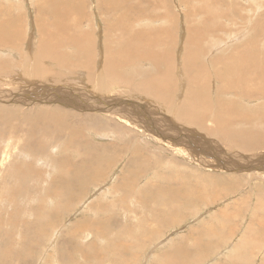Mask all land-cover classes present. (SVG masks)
<instances>
[{"label": "rangeland", "instance_id": "obj_1", "mask_svg": "<svg viewBox=\"0 0 264 264\" xmlns=\"http://www.w3.org/2000/svg\"><path fill=\"white\" fill-rule=\"evenodd\" d=\"M63 1L73 8L76 2L77 5L82 2L56 0L55 3L60 5ZM52 2L0 0V157L5 149L11 152L9 143L15 148L6 163L7 173L11 175L3 182L4 188L0 184V264H167V258L161 254H169L179 245L192 248L199 241L198 247L206 253L202 251L203 261L199 259L198 264L228 263L234 261L232 255L237 252L241 260L247 258L245 264H264V87L247 90L243 80L236 86L246 90L245 93L235 86L222 85L227 75L217 73L224 66L217 59L231 54L234 57L242 54L249 59L251 63L244 65V73L254 70L253 63L264 66V0H128V11L118 7L111 12L100 10L97 0H85L83 4H86H80V9H74L69 18L76 28L67 34L74 35L75 40L62 33L54 58H39L37 19L46 15L38 13ZM205 4L206 11L202 8ZM9 15L17 18L15 24L5 21ZM108 20L119 23L126 20L132 30L140 29L150 38L149 45L142 47L145 40L139 34L129 38L121 32L107 31L114 29L105 23ZM127 48L136 53L126 52ZM190 57L201 63L195 76L197 86L204 90L195 92L194 98L198 96L204 102L193 111L196 113L192 119H178L189 87L186 74ZM155 62H160L158 67ZM109 68L113 69L112 73ZM148 77L154 79V85L145 84ZM157 85L167 90L169 100L159 101L150 93ZM53 111L62 114L60 120L50 115ZM120 113L132 125L136 122L133 129L118 120ZM120 130L124 131L122 135L117 132ZM67 131L72 135L64 137ZM68 137L90 141L91 149L85 150L88 154L80 145L63 144ZM240 141L247 144L243 146ZM133 142L144 152L146 171L130 186L135 193L131 189L127 192L124 188L112 189L120 180L125 159L131 154L130 149L121 146L129 144L132 148ZM33 145L34 149L38 145L42 147L36 152L41 155L36 162L34 153L27 149ZM96 145L97 150L93 147ZM104 145L109 146L110 155L112 147H121L113 154L111 160L115 156L116 160L104 173L105 179L97 186L80 191V195L86 192L77 204L74 196L78 192L69 195L73 204L64 211V218L61 215L46 233L31 232L33 224L37 226L46 218L42 213L33 212L34 209L44 207L51 214L61 204L58 196L51 197L47 189L54 187L56 179L64 174L66 179L77 161L65 165L60 161L99 156ZM19 170L28 171L26 177L18 176ZM33 171L37 173L33 175ZM164 187L179 198L193 197L194 203L159 206L153 200L154 193ZM143 192H149L152 199L145 198L139 204L137 196ZM133 194L138 203H130ZM93 202L109 209L92 213L88 206ZM168 211L172 213L167 214ZM159 215L165 216L166 223L160 222L163 219ZM105 216L112 218L108 232L101 235L89 227L76 238L77 245L85 247L84 253L92 243L98 247L94 250L100 251L97 253L100 256L86 257L77 249L79 252L73 253L70 262L59 255L58 251L70 249L67 242L73 238L74 221ZM216 234H221V238ZM24 236L32 237L34 245L30 246V239ZM209 239L221 244L213 245ZM25 245L29 246V254L23 251ZM125 251L128 257L124 260L125 255L121 254ZM18 255H28V261H20Z\"/></svg>", "mask_w": 264, "mask_h": 264}, {"label": "bare ground", "instance_id": "obj_2", "mask_svg": "<svg viewBox=\"0 0 264 264\" xmlns=\"http://www.w3.org/2000/svg\"><path fill=\"white\" fill-rule=\"evenodd\" d=\"M51 1V0H50ZM56 0H53V4H51L50 6L44 8L42 7V9H45V10H41L40 9V12L38 13V15L40 14H45L46 16H40L38 19H37V24H38V28L40 29V33H39V42L37 43V47L39 49V55L38 57L39 58H54V49L57 48V46L59 45L58 43L60 42V40L63 38V35L61 37V34H67L68 33V30H75L76 26L74 24H71L69 22V18H70V15L72 14L73 10H79L80 9V4L81 5H84L86 3L83 4V2H85V0H82L81 3H79L77 5V2L74 4V8L72 7L71 4H64V1L63 3H61L60 5H58L57 3H55ZM59 1V0H57ZM62 2V1H61ZM207 3V1H205ZM66 3V2H65ZM130 3H128V0H97V7L101 10V9H104L106 12H111V11H115L116 8L118 7H122L124 8L125 11H128V5ZM158 4V3H157ZM209 4V3H208ZM206 5V4H205ZM52 6V7H51ZM159 8V7H158ZM202 8H205V11L208 10L207 8V5L206 6H202ZM151 10V9H150ZM158 10V9H157ZM202 10V9H201ZM140 11V10H139ZM168 12V11H167ZM164 13V12H163ZM187 13V12H186ZM10 14V12H9ZM102 15V14H101ZM140 15H143V14H140ZM165 15V13H164ZM236 15V14H235ZM167 16H169V14H167ZM145 17V16H144ZM147 17V16H146ZM175 17V16H174ZM172 16V18H174ZM211 17V16H210ZM215 17V16H214ZM137 18V17H136ZM139 18V17H138ZM164 18V17H163ZM167 19V18H165ZM17 18H12L10 15L8 16V20H5L6 22L10 24H15ZM19 20V19H18ZM107 21V19H104ZM127 21H130L129 18H126ZM125 21H123L122 23L117 20H115V22H110V20H108L109 22H106L109 27L111 26H114V29L113 30H107L109 32H112V33H119L121 32L122 34H124L125 36L127 37H132V35L134 34V37H137V35L139 34V37L141 39H144V43L142 45L143 46H148L149 45V39L148 37L145 36V34L140 31V29H138V31H134L131 29L130 25ZM133 20V19H132ZM167 21V20H166ZM232 22V21H231ZM234 23V22H233ZM1 24V22H0ZM235 24V23H234ZM46 25V26H44ZM105 27V26H104ZM108 28V27H107ZM106 31V30H105ZM70 32V31H69ZM72 32V31H71ZM74 34V32H72ZM107 33V32H106ZM68 38H70L71 41H74V35H68ZM0 38H1V32H0ZM194 39V38H193ZM200 39V38H199ZM138 40V38H137ZM113 41V40H112ZM118 42V41H116ZM152 45V44H151ZM62 46V45H61ZM60 46V47H61ZM62 48V47H61ZM57 50V49H56ZM59 51V50H58ZM132 52L133 53H136L134 50L130 49V48H127V51L126 52ZM58 53V52H57ZM60 53V52H59ZM58 53V54H59ZM194 56V55H193ZM219 63H224V66L220 67V68H223V70L221 71H217L218 74L220 75H227L226 78L222 79V85L224 86H235L236 88H239L236 86L237 83L241 82L244 80V83H245V86H246V89H254V90H257L259 87L258 86H263L264 87V74L263 72L261 73V71H264V66H263V63H253L254 65H256V67H253L254 70H249L247 71L246 73L243 72L244 70V65L248 62V63H251L249 61L248 58H244V56L242 54H238L236 57L233 56V54H231L230 56H228V58L226 57L225 59H217ZM111 61L113 62H118L117 60L115 59H112ZM216 61V59L212 62L214 63ZM256 62V61H254ZM156 65V67L159 66L160 62H155L154 63ZM216 63L214 65V67H216ZM200 67H201V63L199 62V60L197 58H192L190 57L189 58V64H188V67H187V73L186 74V78H187V75H188V84H189V87L187 88V91L184 95V98H183V101L181 103V112L180 114L178 115V119L180 118H183V119H192L193 118V115L196 113V112H193V111H197V108H201V106L203 105V100L202 98L200 97H196L194 98V93L195 92H198V94L203 91L204 89L200 88L197 86V81H196V76H195V72L199 71L200 70ZM158 71V70H157ZM109 72L112 73L113 72V69L109 68ZM159 72V71H158ZM46 76V75H45ZM39 78H42L43 76H38ZM51 77V76H50ZM66 77V76H64ZM63 77V78H64ZM53 78V77H52ZM57 78H62V77H57ZM176 78V77H175ZM215 78V77H214ZM258 80H257V79ZM50 79V78H49ZM55 80V79H54ZM53 80V81H54ZM31 82V81H30ZM50 82V81H49ZM47 82V83H49ZM128 82V81H127ZM57 83V82H56ZM68 83V82H67ZM27 84V83H26ZM69 84V83H68ZM114 84L115 85H118L115 81H114ZM145 84L147 86H151V85H154V79L151 78V77H148V79L145 81ZM5 85V84H4ZM28 85V84H27ZM49 85V84H48ZM59 85V84H58ZM126 85V83L124 84ZM47 86V85H46ZM50 86V85H49ZM67 86V85H66ZM255 86V87H254ZM76 87V86H75ZM90 87V86H89ZM35 88V87H34ZM9 89V88H8ZM82 89V88H81ZM240 91H243L245 93H247L246 90H243L241 88H239ZM32 90V89H31ZM41 90V89H40ZM74 90V89H73ZM113 90V89H112ZM34 91V90H33ZM44 91V90H43ZM72 91V90H71ZM3 92V91H2ZM95 92V91H93ZM39 93V92H38ZM41 93V92H40ZM45 93V92H44ZM59 93V91H58ZM82 93V92H81ZM97 93V92H96ZM152 93L155 97H158L159 98V101H167L169 99L166 98V95H167V90L164 89L163 90V86L162 85H157L156 86V90L150 92ZM1 94V93H0ZM6 95V94H5ZM37 95V94H36ZM105 95V94H103ZM102 95V96H103ZM141 96V95H140ZM242 96V95H241ZM22 97V96H21ZM87 97V95H86ZM104 97V96H103ZM118 97V96H117ZM135 97V96H134ZM244 98H247L246 95L243 96ZM89 99V98H88ZM110 99V98H108ZM127 99V98H126ZM60 100V99H59ZM117 100V99H116ZM125 100V98H124ZM93 102V101H92ZM103 102V100H102ZM107 102V101H106ZM68 103V102H67ZM94 103V102H93ZM98 103V102H97ZM107 104V103H106ZM90 105V104H89ZM102 105V103H101ZM119 105V104H118ZM122 105H125V104H122ZM121 105V106H122ZM142 105V104H141ZM93 106V105H92ZM120 106V105H119ZM78 107V105H77ZM114 108H116L114 105H113ZM107 108V107H105ZM110 108V107H109ZM108 108V109H109ZM107 109V110H108ZM86 110V109H85ZM123 110V108L121 109ZM125 110V109H124ZM128 110V109H127ZM110 111V110H109ZM126 111V110H125ZM124 111V112H125ZM136 111V110H135ZM138 111V110H137ZM123 112V113H124ZM134 112V110H133ZM141 112V111H140ZM143 112V111H142ZM119 113V112H118ZM122 113V112H121ZM120 113L119 116V119L120 122H122L123 124H126V125H129L130 128L131 127H135V123H131V121H129L128 119L126 118H121L122 114ZM126 113H128L126 111ZM50 115L55 118V119H58L60 120L61 117H62V114L58 111H53L50 113ZM127 114H124V116H126ZM132 115V114H131ZM129 116V115H128ZM135 116V115H133ZM133 118V117H132ZM136 118V116H135ZM144 119V117H143ZM125 121V122H124ZM133 121V120H132ZM135 121V120H134ZM133 121V122H134ZM138 121V120H137ZM137 124H139L137 122ZM142 125V124H141ZM95 127H98V129L101 127L99 125H94ZM140 126V124L138 125ZM136 125V127H138ZM150 126V125H149ZM142 128V127H141ZM133 129V128H131ZM139 129V128H137ZM142 130V129H141ZM159 130V129H158ZM100 132V131H99ZM111 132V131H110ZM119 135H122L124 133V131H117ZM113 133V131H112ZM153 134V133H152ZM157 134V133H156ZM72 135V132L71 131H67V133L65 135H63L64 137L66 136H70ZM244 135V134H243ZM160 136V135H159ZM171 136V135H170ZM169 137V136H167ZM245 137V136H244ZM163 138V137H162ZM156 139V138H155ZM166 139V138H165ZM174 139V138H173ZM163 140V139H162ZM169 142V141H168ZM64 143H67L68 146H71V147H74V146H77V145H80L83 147V152L85 150H89L91 149L92 146L91 145V142L88 141V140H84V139H78V138H75V137H68L67 138V141H63V144ZM166 143V142H165ZM184 143V142H183ZM211 144V143H210ZM239 144H242L243 146H245L247 144V141H240ZM177 146V145H176ZM197 146V145H196ZM96 150H97V147H99L98 145L96 146H93ZM123 147L124 149H130L131 150V154L128 156V158L125 159V157H122L125 159V162L123 163V171H122V175L120 177V180L118 182L115 183V186L112 187V189H116V188H124L125 191L127 192L130 188V186L132 187L134 183H136V181L138 180L141 172L143 171H146V166H145V162H144V159L145 158V155H144V152L141 151L140 149L136 148L135 147V143L133 142L132 144V148H130L129 144L127 145H123L121 146ZM120 148H116V147H112V155L109 154V151L107 152L109 146L108 145H104L102 146V154H100L99 156H96V155H88L86 158L84 159H77V160H69V159H62L60 161V164L61 165H65L66 163H69V162H74V161H77L76 162V166H74L72 168V171L71 173L69 174V176L65 179V174L63 175V177H60L58 179H56L55 181V184H54V187H51L49 186L47 191L50 193L51 197L53 195H57L58 198H59V203H61L58 207H55V209H53L52 213L50 214V211L47 209V210H44V207H39L38 209H34L33 212H36V213H42L46 218L40 222V224H38L36 226V224L32 225V228H31V232L33 233H37V234H40V235H43L44 233L47 232L48 229L52 228V226L56 223L57 219L61 217V215L63 216L64 218V211L67 210V208H69L73 202H71L70 200V196L71 194H75V192H78L75 194V201H76V204L79 202V200H81L83 194H85L86 191H84V193H82V195L79 194L80 191H83L85 189H89V187H93V186H97L99 185L104 179H105V176H104V173H107L110 168L113 166V164L115 163V160H116V156L114 158V160H111V158H113V154H116V152L121 149ZM169 147V146H168ZM175 147V146H173ZM172 147V148H173ZM199 147V146H198ZM8 148L10 149L11 152H14L15 151V148L13 147L12 144H8ZM13 148V149H12ZM37 148V150H36ZM34 149V145L33 146H29L27 147V149H29L30 152H33L34 155H33V159L34 161L36 162L37 159H39V154H36V152H39L42 150V147L41 145H38ZM188 149V148H187ZM200 149V148H199ZM196 150V149H195ZM203 150V149H202ZM123 151V150H122ZM214 151V150H212ZM11 152H9L7 149H5L3 151V155L0 157L1 158V163H0V184H1V187H3V182L6 180V178H8V176H10L11 174L8 175L7 173V168H6V163H7V160L9 159V156L11 154ZM29 152V153H30ZM93 153V151L91 152ZM194 153V151H193ZM31 154V153H30ZM85 154L87 155L88 152L85 151ZM180 154V153H179ZM178 154V155H179ZM32 155V154H31ZM122 155V154H121ZM188 154H186L185 156H187ZM192 155V154H191ZM203 155V154H202ZM190 156V155H189ZM192 157V156H191ZM121 158V157H120ZM121 158V159H122ZM194 158V157H193ZM197 158V157H196ZM201 158V157H200ZM120 159V160H121ZM123 160V159H122ZM117 162V161H116ZM226 162V161H225ZM237 162V161H235ZM108 165L107 167H105V165ZM222 164V163H221ZM8 165H10L8 163ZM257 167V166H256ZM113 169V168H112ZM112 171V170H111ZM19 172V175L18 176H24L26 177V174H28V171L26 173H24L23 171H17L16 174ZM37 172L36 171H33L32 174L35 175ZM14 174V173H13ZM15 174V175H16ZM13 176V175H12ZM143 176V175H142ZM141 176V177H142ZM148 176V175H147ZM140 177V178H141ZM144 177V176H143ZM146 177V176H145ZM49 178V176L47 177ZM158 178V177H157ZM21 179V178H20ZM26 179V178H25ZM147 179V178H146ZM8 181V180H6ZM34 181V183L36 182L37 184V180H32ZM42 181H45L44 179H42ZM147 183V182H146ZM30 184V183H29ZM152 184V183H151ZM5 185V184H4ZM135 185V184H134ZM137 185V184H136ZM20 186V185H19ZM167 186V185H165ZM8 187V186H7ZM134 187H137V186H134ZM4 188V187H3ZM2 188V189H3ZM11 188V187H10ZM182 186L180 187L179 191L181 190ZM9 189V188H8ZM19 189V188H18ZM189 189V188H188ZM26 189H24L25 191ZM28 190V189H27ZM26 190V191H27ZM133 189H131L132 191ZM168 190V191H166ZM23 191V190H22ZM130 191V192H131ZM135 191V190H134ZM139 191V190H138ZM178 191V193H179ZM187 191V190H186ZM133 192V191H132ZM188 192H192L190 189L188 190ZM9 193V192H8ZM21 193V192H20ZM54 193V194H53ZM110 193V192H109ZM135 193V192H133ZM137 193V192H136ZM153 193V192H152ZM187 193V192H186ZM185 193V194H186ZM30 194V193H29ZM39 194V193H38ZM108 194V193H107ZM135 194H133L134 196ZM137 195V194H136ZM155 195V199L153 200H156L158 205L159 206H171V205H174V204H177V205H182V204H185V202H189V204H193L194 201L193 197H181L179 198V195L174 193L172 190H170L169 188H166L164 187L163 189H159L156 193H154ZM199 195V194H198ZM205 195V194H204ZM34 196V195H33ZM10 197V196H9ZM30 197V196H29ZM135 197V196H134ZM132 197L130 203L133 204V203H136L137 202V197H140L139 198V204L143 202H145V198H147V200H151L152 199V195H150L149 192H143L140 196V194L138 193V196L137 197ZM12 198V197H11ZM35 198V196H34ZM54 198V197H53ZM123 198V201H125V197H122ZM19 199V197H18ZM17 200V199H16ZM122 200V199H121ZM11 201V200H10ZM44 201V200H43ZM23 202V201H22ZM33 202V201H32ZM45 202V201H44ZM113 202V201H112ZM121 202V201H120ZM25 203V202H24ZM27 203V202H26ZM31 203V202H30ZM138 203V202H137ZM17 204V203H15ZM47 204V203H46ZM123 204V203H122ZM121 204V205H122ZM127 204V203H126ZM187 204V203H186ZM8 205V204H7ZM10 205V204H9ZM50 205L52 206V203H50ZM75 205V204H74ZM148 205V204H146ZM157 205V204H156ZM30 206V205H29ZM39 206V205H38ZM76 206V205H75ZM140 206V205H139ZM145 206V205H143ZM159 206H157L159 208ZM183 206V205H182ZM187 206V205H186ZM149 207V206H148ZM167 207V208H168ZM176 207V206H175ZM105 209H109L106 205L104 204H98V202H93L91 203L89 206H88V209L92 212V213H95V211H101V210H104ZM128 208V207H127ZM145 208V207H144ZM167 208H164L165 210ZM172 208V207H171ZM94 209V210H93ZM143 209V208H142ZM146 209V208H145ZM163 209V208H161ZM174 209V208H173ZM126 210V209H124ZM140 210V209H139ZM147 210V209H146ZM157 210V208H156ZM159 210V209H158ZM169 210V209H168ZM143 211V210H142ZM170 211V210H169ZM168 211V212H169ZM173 212L175 210H172ZM180 211V209L178 210ZM181 211H182V207H181ZM156 212V211H155ZM160 212V211H159ZM158 212V213H159ZM165 212V211H164ZM167 212V211H166ZM177 212V211H176ZM175 214H178L176 213ZM185 212V211H184ZM66 213V212H65ZM103 213H105L103 211ZM102 213V214H103ZM145 213L147 215H149L146 211ZM163 213V212H162ZM172 213V212H171ZM170 212L167 213V214H171ZM98 214V213H96ZM139 214V213H138ZM156 214V213H155ZM41 215V214H39ZM136 215V213L134 214ZM147 215H144L145 217H148ZM166 215V214H165ZM96 216V215H95ZM143 216V215H142ZM143 216V217H144ZM155 216V215H154ZM168 216V215H167ZM166 216V218H167ZM36 217V216H35ZM98 217V216H97ZM100 217H102L100 215ZM138 217V216H137ZM141 217V215H140ZM157 217H158V214H157ZM160 217V215H159ZM165 217V216H164ZM164 217H160V218H164ZM177 217V215H176ZM40 217L38 216V219ZM82 218V217H81ZM132 218V217H131ZM149 218V217H148ZM61 219V218H60ZM96 219V218H94ZM94 219H91V218H88V221L86 220V218L82 219L81 221H79V219L77 221H74V225H75V229H72V240H68L67 244H68V247L70 248L69 250H65V251H58L59 252V255L63 258V257H66V259L70 262H72V256H73V253L75 252H79V250L77 251V249H80L84 256H91V257H96V256H100L98 255L97 253L100 252L98 251L97 253H95V250L97 251L98 247L94 244V247H95V250H94V247H93V244L90 243V246L88 247V245L86 246L88 248V252L84 253V246L83 245H77V240L76 238L79 236V233L85 231V230H89L90 228L89 227H94V231L97 232V233H100L102 235L101 232H108V230L111 228L110 225H109V221L112 219L110 216H105L103 218H99L98 220H94ZM138 219V218H136ZM135 219V220H136ZM141 219V218H140ZM145 219V218H144ZM147 219V218H146ZM173 219V218H171ZM170 219V220H171ZM178 219V217H177ZM176 219V220H177ZM150 220V219H149ZM161 220V219H160ZM159 220V221H160ZM164 220V219H163ZM160 221L161 223L162 222H165L166 220L164 221ZM174 220V219H173ZM60 221V220H59ZM138 221V220H137ZM139 221H143V220H139ZM157 221V220H155ZM261 221V220H260ZM89 222V223H88ZM116 222V221H115ZM159 222V223H160ZM176 222V221H175ZM222 222V220H221ZM226 222V221H225ZM257 222V221H256ZM262 222V221H261ZM26 223V222H25ZM36 223H38L36 221ZM61 223V222H60ZM137 223V222H135ZM140 223V222H138ZM145 223V222H143ZM157 223V222H156ZM160 223V224H161ZM166 223V222H165ZM142 225V223H140ZM169 223H167L168 225ZM176 224V223H175ZM222 224V223H221ZM260 224V223H259ZM262 224V223H261ZM135 225V224H134ZM137 225V224H136ZM147 225V224H146ZM162 225V224H161ZM212 225V224H211ZM223 225V224H222ZM221 225V226H222ZM227 225V224H226ZM170 226V225H169ZM213 226V225H212ZM228 226V225H227ZM123 227V226H122ZM137 227V226H135ZM141 227V226H140ZM145 227V226H144ZM148 226H146L147 228ZM160 227V226H159ZM229 227V226H228ZM227 227V228H228ZM84 228V230H83ZM161 228V227H160ZM222 228V227H221ZM262 226H260V229L261 230ZM126 227L123 228V230H125ZM148 229H150L148 227ZM158 229V228H156ZM215 229V227H214ZM224 229V228H223ZM226 229V228H225ZM252 229V228H251ZM251 229H250V232H251ZM144 230V229H143ZM230 230V228H229ZM91 231V230H90ZM212 231V230H211ZM216 231V230H215ZM227 231V230H226ZM156 232V231H155ZM158 232V231H157ZM160 232V231H159ZM158 232V233H159ZM213 232V231H212ZM228 232V231H227ZM231 232V231H230ZM229 232V233H230ZM86 233H88L86 231ZM201 233V232H200ZM209 233V232H208ZM215 233V232H214ZM256 233H259L258 231H256ZM255 233V234H256ZM92 234V233H91ZM99 234V235H100ZM108 234V233H107ZM149 234V233H148ZM209 234H212V233H209ZM225 234V233H224ZM104 235V234H103ZM198 235L200 237V234L198 232ZM208 235V234H207ZM215 235V234H214ZM218 235V234H216ZM220 235V238H221V234ZM218 235V236H219ZM250 236V234H248ZM105 236V235H104ZM201 236H204L202 235L201 233ZM217 236V237H218ZM248 236V237H249ZM252 236V235H251ZM28 237L30 239V246L31 245H34V239L30 236H24V238ZM103 237V236H102ZM198 237V238H199ZM100 238V236L98 237ZM105 238V237H104ZM201 238V237H200ZM199 238V239H200ZM209 238V236H208ZM211 238V237H210ZM215 238V237H214ZM213 238V239H214ZM244 238V237H243ZM256 236L254 238H251V239H255ZM202 239V238H201ZM217 239V238H216ZM215 239V240H216ZM260 239H262V237H260ZM106 240V238H105ZM206 240V239H205ZM36 241V240H35ZM209 241H212L213 242V245H215L216 243L218 245H220L221 243H218L216 241V243L214 244V240H210ZM205 242V241H204ZM36 243V242H35ZM200 241L197 243L194 242V244H192V248H182L180 245L179 246H176L174 247V249H172L173 251L170 252L168 254L165 253L164 255L161 254V257L162 256H165L167 258V264H190V262H194L195 264L199 263L197 262L199 259L202 258V251H204V249H201L200 246L198 247ZM246 242H243L241 241L240 244H243L245 245ZM6 244V243H5ZM19 244V243H18ZM20 244L22 245V243L20 242ZM216 244V245H217ZM77 245V246H76ZM210 245V244H209ZM250 245V244H249ZM237 246V245H236ZM241 246V245H240ZM251 246V245H250ZM19 247V246H18ZM23 247V246H22ZM28 247L29 246H24L23 247V251H27L28 250ZM210 247V246H209ZM208 247V248H209ZM211 247L213 248V246L211 245ZM210 247V248H211ZM248 247V245H247ZM203 248V247H202ZM236 248V247H235ZM244 248V247H243ZM241 249V248H240ZM245 249V248H244ZM248 249V248H247ZM22 250V248H21ZM87 250V249H86ZM210 250V249H209ZM18 251H20V249H18ZM28 252V251H27ZM26 252V253H27ZM57 252V253H58ZM103 252V251H102ZM205 252V251H204ZM235 252V251H234ZM127 252L125 251L124 253H122V257L125 255V258L124 260L128 257ZM206 253V252H205ZM209 253V252H207ZM239 253L240 252H237L235 255H232V258H234V261H231V262H228V263H222V264H242L243 262H246L248 261L247 258H244L243 260H241L239 257ZM245 253V252H244ZM243 253V254H244ZM29 254V252H28ZM50 254V253H49ZM104 254V252H103ZM129 254V253H128ZM201 254V255H199ZM204 254V253H203ZM52 255V254H51ZM102 255V254H101ZM105 255V254H104ZM195 255V256H194ZM245 255V254H244ZM19 258H20V261L21 260H25L27 258L28 255H18ZM205 257V256H204ZM203 257V258H204ZM50 258V257H49ZM238 258L240 259V261H238ZM96 259V258H95ZM104 259V257L102 258ZM19 260V259H18ZM27 260V259H26ZM51 260V259H50ZM56 260V259H55ZM202 260V259H201ZM28 261V260H27ZM66 261V260H65ZM99 261V260H98ZM203 261V260H202ZM100 262V261H99ZM189 262V263H188ZM29 263V262H28ZM113 263V262H112ZM24 264V263H23ZM97 264V263H96ZM125 264V263H124ZM245 264V263H243Z\"/></svg>", "mask_w": 264, "mask_h": 264}]
</instances>
